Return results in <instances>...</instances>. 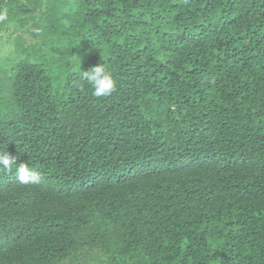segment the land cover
Returning <instances> with one entry per match:
<instances>
[{"label": "trees", "instance_id": "1", "mask_svg": "<svg viewBox=\"0 0 264 264\" xmlns=\"http://www.w3.org/2000/svg\"><path fill=\"white\" fill-rule=\"evenodd\" d=\"M5 8L0 264H264V0Z\"/></svg>", "mask_w": 264, "mask_h": 264}, {"label": "clouds", "instance_id": "2", "mask_svg": "<svg viewBox=\"0 0 264 264\" xmlns=\"http://www.w3.org/2000/svg\"><path fill=\"white\" fill-rule=\"evenodd\" d=\"M8 20V10L0 11V23ZM82 77L92 88V95L103 98L111 95L117 85L113 72L106 63L91 67L82 73ZM17 158L12 156L8 150H0V171L12 172L15 170L18 182L22 185H39L43 177L40 172L30 167L29 163H17Z\"/></svg>", "mask_w": 264, "mask_h": 264}, {"label": "rangeland", "instance_id": "3", "mask_svg": "<svg viewBox=\"0 0 264 264\" xmlns=\"http://www.w3.org/2000/svg\"><path fill=\"white\" fill-rule=\"evenodd\" d=\"M6 34L5 32H0V61L5 57L7 51L12 46V42H7Z\"/></svg>", "mask_w": 264, "mask_h": 264}]
</instances>
